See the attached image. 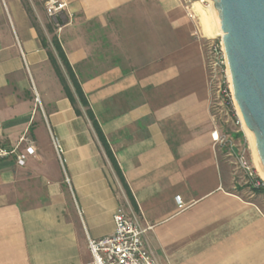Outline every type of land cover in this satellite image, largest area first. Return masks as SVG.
I'll list each match as a JSON object with an SVG mask.
<instances>
[{"label":"crops","instance_id":"crops-1","mask_svg":"<svg viewBox=\"0 0 264 264\" xmlns=\"http://www.w3.org/2000/svg\"><path fill=\"white\" fill-rule=\"evenodd\" d=\"M62 1L57 30L40 0H0V146L34 150L0 160V264H90L117 208L159 264H264V209L212 139L203 22L180 0Z\"/></svg>","mask_w":264,"mask_h":264},{"label":"built area","instance_id":"built-area-1","mask_svg":"<svg viewBox=\"0 0 264 264\" xmlns=\"http://www.w3.org/2000/svg\"><path fill=\"white\" fill-rule=\"evenodd\" d=\"M47 16L54 22L55 28L60 29L59 17L66 9L62 0H40ZM182 6L192 19L202 21L210 10L207 0H180ZM194 37L201 44L204 54V66L209 88V112L216 130L212 134L213 142L223 150L232 161V182L238 181L239 187L248 198L255 197L258 191H264V179L258 178L252 169L248 153L240 138L244 130L238 116L233 93L230 85L226 62L220 42V33L212 35L197 29ZM231 132L239 134V138L231 137ZM26 141L21 138L20 142ZM57 155L62 149L55 144ZM223 152V151H222ZM34 153L28 145L25 153H19L17 146L7 149L0 146V160L15 156L17 165L24 166L26 156ZM232 190L238 192L235 185ZM178 207H181L179 197H176ZM114 229L111 235L99 238H88V250L91 256L90 264H159L145 241L146 229L142 228L133 215H127L122 208H117L113 214Z\"/></svg>","mask_w":264,"mask_h":264},{"label":"water","instance_id":"water-1","mask_svg":"<svg viewBox=\"0 0 264 264\" xmlns=\"http://www.w3.org/2000/svg\"><path fill=\"white\" fill-rule=\"evenodd\" d=\"M220 33L236 110L264 179V0H207Z\"/></svg>","mask_w":264,"mask_h":264},{"label":"trees","instance_id":"trees-1","mask_svg":"<svg viewBox=\"0 0 264 264\" xmlns=\"http://www.w3.org/2000/svg\"><path fill=\"white\" fill-rule=\"evenodd\" d=\"M55 46V45H54ZM56 47V52H57V56L58 58L60 59L65 71H66V75L69 79V82L71 83L72 85V88H73V92L70 91V89L68 88V86L66 85V82L63 80L62 78V82H63V85H64V89H65V92H66V95L68 96V98L70 99V101L72 102V105L74 106V108L76 109V112L80 113V111L78 110L77 108V105L80 104L84 109H85V114L87 115V117L89 118L97 136H98V139L99 141L103 144H105V141H104V138L101 134V132L99 131L98 127H97V124L92 116V113L90 111V109L88 108V105H87V102L85 100V97L78 85V82L75 78V75L73 73V71L71 70L70 66L68 65L65 57L63 56V54L61 53V51L58 49L57 45L55 46ZM50 60L53 61V58H51L50 56ZM231 137L234 138V139H237L239 138V134H235L233 132H231ZM109 158L110 160L112 161V157L111 155H109ZM113 163V162H112ZM258 195L260 194H264V191H258L257 192Z\"/></svg>","mask_w":264,"mask_h":264},{"label":"rangeland","instance_id":"rangeland-1","mask_svg":"<svg viewBox=\"0 0 264 264\" xmlns=\"http://www.w3.org/2000/svg\"><path fill=\"white\" fill-rule=\"evenodd\" d=\"M205 21V20H204ZM204 21H203V26H204ZM240 141L242 143V145H244V147L246 148L247 150V153H248V158L250 160V163H251V166H252V169L254 170L256 176H258V178H262L260 176V174L258 173L257 169H256V166H255V163H254V160H253V156H252V152H251V147H250V144H249V141L247 139V137L245 136V133H243L242 137L240 138ZM218 150L220 151V148L217 147ZM223 153L221 156H219L220 158V161L221 162H224L226 163L230 169L232 170L233 169V166H232V161L230 160V158H228L226 155H225V152H226V148H223ZM219 153V152H218ZM238 182V181H237ZM236 181L233 182V184L235 185L237 191L239 193H244V191H242V189L239 187V184L237 183ZM244 196L245 197H248L247 194L244 193ZM253 199H257L258 201L257 202H260L261 203V206L262 208L264 209V194H256L255 198Z\"/></svg>","mask_w":264,"mask_h":264},{"label":"bare ground","instance_id":"bare-ground-1","mask_svg":"<svg viewBox=\"0 0 264 264\" xmlns=\"http://www.w3.org/2000/svg\"><path fill=\"white\" fill-rule=\"evenodd\" d=\"M206 17H204L203 21H204V33H206L207 35H212L214 34V32H219L215 17H214V13L210 7V10H208V12H206ZM244 130V128H243ZM245 133V130H244ZM245 136L247 137L246 133ZM248 139V138H247ZM249 141V140H248ZM250 144V143H249Z\"/></svg>","mask_w":264,"mask_h":264}]
</instances>
